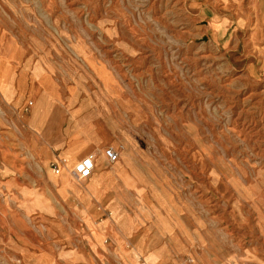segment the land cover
Here are the masks:
<instances>
[{
    "label": "rangeland",
    "instance_id": "1",
    "mask_svg": "<svg viewBox=\"0 0 264 264\" xmlns=\"http://www.w3.org/2000/svg\"><path fill=\"white\" fill-rule=\"evenodd\" d=\"M10 41L64 54L72 80L118 86L133 147L123 145L144 154L159 205L156 187L182 204L179 233L196 244L171 249L173 261L264 264V0H0V45ZM25 157L5 161L31 179ZM117 165L131 186V160ZM3 198L0 264H26L21 250L50 240L23 212L2 211ZM139 236L154 232L131 246Z\"/></svg>",
    "mask_w": 264,
    "mask_h": 264
},
{
    "label": "crops",
    "instance_id": "2",
    "mask_svg": "<svg viewBox=\"0 0 264 264\" xmlns=\"http://www.w3.org/2000/svg\"><path fill=\"white\" fill-rule=\"evenodd\" d=\"M51 51L25 49L15 41L0 45L2 211L10 206L23 212L50 240L43 252L21 250L22 259L26 264H142L147 258L151 263L178 264L171 249L196 244H184L179 233L182 204L156 187L167 203L162 208L145 171L150 166L144 154L123 145L131 147L132 142L120 129L118 86L72 80L70 61L64 54L52 58ZM107 148L119 151L124 166L131 160V186L118 174L120 160L107 164ZM8 152L27 155L35 169L31 179L20 177L5 161ZM90 154L96 155L94 173L78 182L68 169ZM54 163L61 166L56 177L51 174ZM128 199L136 204L134 212H126L121 204ZM148 230L154 232L152 239L139 236L131 246V237Z\"/></svg>",
    "mask_w": 264,
    "mask_h": 264
},
{
    "label": "built area",
    "instance_id": "3",
    "mask_svg": "<svg viewBox=\"0 0 264 264\" xmlns=\"http://www.w3.org/2000/svg\"><path fill=\"white\" fill-rule=\"evenodd\" d=\"M30 105H31V103H30ZM104 155H105L107 164L110 166L118 163L120 160V154L114 148H107L104 151ZM95 158H96L95 154H90V155L86 156L85 158H83L80 162H78L74 166L71 173H72V175L76 181L84 182L93 175L94 170L96 168ZM63 163H65V162L63 161ZM51 169L54 172V174H56V175H59L61 173V166L58 163L52 164ZM103 212H107V211L104 210ZM109 214L110 213H108V215ZM103 220H104V218H100V221H103ZM108 242H109V240L107 239L105 241V243H108Z\"/></svg>",
    "mask_w": 264,
    "mask_h": 264
},
{
    "label": "bare ground",
    "instance_id": "4",
    "mask_svg": "<svg viewBox=\"0 0 264 264\" xmlns=\"http://www.w3.org/2000/svg\"><path fill=\"white\" fill-rule=\"evenodd\" d=\"M119 152V151H118ZM120 154V153H119ZM52 173H53V175H56V174H54V172L52 171Z\"/></svg>",
    "mask_w": 264,
    "mask_h": 264
}]
</instances>
